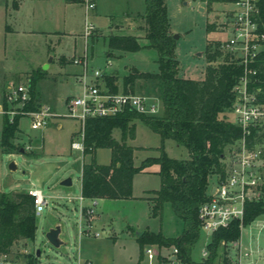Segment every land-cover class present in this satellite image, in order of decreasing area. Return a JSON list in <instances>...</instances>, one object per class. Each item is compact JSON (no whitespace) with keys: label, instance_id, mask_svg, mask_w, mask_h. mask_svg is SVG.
<instances>
[{"label":"rangeland","instance_id":"rangeland-1","mask_svg":"<svg viewBox=\"0 0 264 264\" xmlns=\"http://www.w3.org/2000/svg\"><path fill=\"white\" fill-rule=\"evenodd\" d=\"M91 1L95 6L94 1ZM186 1L165 0V5L169 33L177 36L173 50L179 65L177 76L194 78L197 81L204 78L208 65L205 58L207 46L213 52L218 44L228 38L227 19L230 13L227 10L233 6L229 3L199 5L204 8L201 12L196 2L189 0L190 3L185 5ZM3 8L0 0V81L6 80L0 89V106L8 90L15 86H28L31 78L39 77L33 90V101L38 105L37 110L49 108L46 126L38 130L30 129L27 116L13 114L19 118L18 131L14 134L12 144L22 146L25 154H4L0 150V192H21L34 187L40 190L47 202L43 211L35 217L33 239L13 243L7 257L21 259V256L25 258L24 256L39 251V255L35 257L36 263L73 264L72 256L77 250L80 257L89 260L91 264H134L137 258L144 263L145 260L139 256L135 240L137 233L160 232L164 237L172 238L182 232V222L172 214L168 204H163L159 216L152 218L149 215V204L139 198L144 190L158 189L157 175H136L129 199H95L91 202H80L82 206L93 209L90 226L97 236L82 237L78 240L74 223L79 202L75 198L79 196L80 164L87 162L89 157L69 149L70 142L77 136L79 124L61 116L65 113L64 104L80 94L82 84L74 75L81 74V67L72 64L71 60L81 57L83 53L87 57L86 80L91 76L90 71L99 70L102 76L97 83L100 87L104 86L109 93L122 92V78L132 69L156 73V53L151 49L122 55L113 52L107 56L109 51L106 40L109 36H142V31L139 30L143 25L142 20L139 16L125 18V13H143V0H98L97 14L94 15L93 11L88 13V19L97 31L87 41L82 37L83 3L65 0H19L18 9L11 20L18 32L6 35L5 38L2 36ZM207 24L211 26L213 33H207ZM130 27H133L134 31H131ZM138 44L144 45L145 42L138 39ZM225 58H229V55L223 53L212 65L222 63ZM45 65L48 66L47 69ZM112 88H115L116 92L111 91ZM131 94L157 99L160 111L155 116L160 115L161 103L157 97L156 82L136 81ZM4 107L9 112L16 108L15 105L7 104ZM230 113H227V118L233 124ZM54 122L58 125L48 126ZM112 135L118 139L117 131ZM238 140L225 148V156L231 154ZM126 143L129 146L152 148L145 153L135 152L134 166H138L145 157L156 156L157 151L154 148L160 145L170 158H188V153L183 147L176 146L170 140L161 144L157 135L138 122L134 125L132 138H127ZM259 144L264 146V143ZM27 154L37 157L30 158ZM108 160V150L95 151L96 164L105 165ZM11 164L13 169L9 168ZM217 177L212 176L209 183L212 184ZM65 179H70L69 187L60 186V182ZM67 197L71 198V201H67ZM257 219L264 220V216ZM259 223L254 221L242 228L239 239L243 247L255 249L258 245L263 251L259 257L254 254V258L258 260V264H264V233L260 232ZM56 225L60 228L59 238L66 244L58 249L50 246L44 237L45 232ZM209 241L210 236L200 230L199 239L191 252L192 261L202 260V250ZM145 246L155 249L152 245ZM219 254L216 262L224 264L226 250L221 248ZM235 254V251L230 249L229 256L233 257Z\"/></svg>","mask_w":264,"mask_h":264},{"label":"trees","instance_id":"trees-1","mask_svg":"<svg viewBox=\"0 0 264 264\" xmlns=\"http://www.w3.org/2000/svg\"><path fill=\"white\" fill-rule=\"evenodd\" d=\"M79 2L83 0H65ZM228 2V0H208V4ZM144 11L141 38L134 36H109L106 40L108 53H122L151 49L156 53V73L139 72L132 69L122 78V93H132L136 81L156 82L157 97L161 103L159 116H143L125 111L111 117L85 120L83 125L82 156L88 161L81 164L79 174V194L85 199L123 200L131 198V184L134 175L143 172L151 165H157L155 173L159 180L157 190L146 192L141 198L149 204V215L158 217L163 204H168L172 214L182 222V232L172 238L163 237L160 232L143 231L135 240L139 256L145 245L158 248L174 247L179 257L193 264H217L220 256V242L234 241L240 237V226L246 227L257 218L264 216V187L262 197L257 202L247 203L242 221H233L227 228L214 232L206 245L208 257L199 262L191 260L193 246L199 239V208L208 199L210 178L223 173L224 150L241 137V130L228 121V114L234 102L233 87L243 74V67L225 58L213 66L223 53L220 44L211 52L207 46L205 56L207 67L200 81L177 76V61L174 58V40L169 33V23L165 0H143ZM255 20L258 30L264 33V0L256 3ZM207 24L206 31L212 32ZM142 39L145 45L138 44ZM264 46V45H263ZM256 76L250 89H258L257 99L264 104V48L253 65ZM39 78V77H38ZM37 77L29 80V101L24 111H34V87ZM111 91L116 92L115 88ZM4 106V105H3ZM17 116L11 121L1 116L0 150L4 154L19 153L22 146L12 144L18 131ZM141 123L157 135L162 144L172 141L183 147L188 158L177 160L168 157L160 145L154 148L156 156L142 159L138 166L133 165V148L125 144L132 138L135 123ZM118 132V139L113 132ZM264 143V131L258 138ZM98 149L109 151L105 165L96 164L94 153ZM264 153V149H263ZM264 155V154H263ZM36 158V155L27 154ZM35 232V217L32 199L26 192H0V255H8L9 249L19 240L31 241ZM157 247V248H156ZM30 260V259H29ZM223 263L227 264L226 257Z\"/></svg>","mask_w":264,"mask_h":264},{"label":"built area","instance_id":"built-area-1","mask_svg":"<svg viewBox=\"0 0 264 264\" xmlns=\"http://www.w3.org/2000/svg\"><path fill=\"white\" fill-rule=\"evenodd\" d=\"M199 5L208 4V0H192ZM258 0H228L233 6L229 10L227 19L228 38L220 43V51L229 55V60L243 67V74L233 87L234 102L231 108V118L235 126L241 130V137L236 142L234 150L222 161L223 173L210 184L208 199L199 208L200 230L205 231L210 237L221 228H227L233 221H242L247 203L257 202L262 197L264 187V153L258 138L264 131V104L257 99L258 89H250L253 78L256 76L254 64L262 46L264 45V33L259 32L255 20L256 3ZM188 4L189 0L186 1ZM83 34L84 41L90 39L95 28L88 19L89 11L94 9L91 0H83ZM200 7V6H199ZM86 55L71 60V63L81 67V74L76 80L82 84L79 96L70 98L65 104L63 118L76 121L79 124L77 136L69 144L71 151L82 154L83 125L85 120L93 118L111 117L125 111L143 116H155L160 111L157 99L135 95L131 93H109L106 88L100 87L97 80L102 73L99 70L90 71L87 78ZM29 101L28 86H15L6 92L3 104L0 106V115L7 116L11 121L13 114L27 116L31 130L42 129L46 126L48 107L40 110L24 111L23 107ZM15 105L14 111H6L3 105ZM26 194L32 199L34 217L38 216L46 207L47 202L42 197L40 190L31 187ZM78 205L77 218L74 223L76 237H96L92 231L91 214L93 209L82 206L80 202L85 199L79 194L75 198ZM67 201L71 198L67 197ZM260 222V232L264 233V220ZM240 226V233L242 230ZM240 238V237H239ZM209 243V242H208ZM207 243V244H208ZM206 244V245H207ZM66 245V244H65ZM220 247L226 250L227 264H258L254 254L259 257L263 251L259 246L255 249L243 247L240 239L234 241H221ZM235 251L233 257L229 256L230 249ZM21 256V259H9L7 255H0V264H40L36 263L35 252ZM202 259L208 257L206 246L202 250ZM29 257V258H27ZM142 264H193L179 257V252L174 247L153 249L145 246L141 250ZM30 259V260H29ZM73 264H91L87 259L79 256L77 250L72 256Z\"/></svg>","mask_w":264,"mask_h":264},{"label":"crops","instance_id":"crops-1","mask_svg":"<svg viewBox=\"0 0 264 264\" xmlns=\"http://www.w3.org/2000/svg\"><path fill=\"white\" fill-rule=\"evenodd\" d=\"M94 1V3H95V6H94V9L92 10L93 12L92 13H94V15H96L97 13H96V8H97V1L98 0H93ZM1 2H2V4H3V6H4V8H3V10H2V17H3V19H2V22H3V26H4V30H3V34H2V36H3V38H5L6 37V35H9V34H11V33H17L18 32V30H16L15 28V26L14 25H12V21L11 20H13L14 19V14H15V12L17 11V9H18V5H19V0H1ZM188 3L187 2H185V5H187ZM213 4V3H212ZM199 11L200 10H202L201 12H203L204 11V8H203V6H200L199 8ZM230 10V9H229ZM229 10H227V11H229ZM143 13H136V14H131V13H125V18H127L128 16H140V15H142ZM7 21L9 22V23H7ZM11 22V23H10ZM108 23H109V21H108ZM110 28V27H109ZM131 31H134V28L133 27H130L129 28ZM95 31H97V29L95 30ZM96 33V32H95ZM208 34L209 33H213V31L212 32H207ZM129 36H134V37H137V38H141V36H135V35H129ZM145 45V44H144ZM115 53L116 55H122V54H124V53H122V52H118V51H110V53H108L107 54V56H109V55H112V53ZM45 68L47 69L48 68V66H46L45 65ZM77 76L78 75H74V78L76 79L77 78ZM184 78V77H183ZM185 79H191V80H196V79H194V78H186L185 77ZM200 80H202V78L201 79H198L197 81H200ZM6 80H2V81H0V89L2 88V86H3V84H4V82H5ZM39 93V92H38ZM0 102H1V93H0ZM58 125V123H56V122H54V123H50L48 126L49 127H53V126H57ZM74 133V132H73ZM134 133V132H133ZM72 134V133H71ZM71 137V136H70ZM127 140V139H126ZM126 140H125V144L127 145V143H126ZM129 146V145H128ZM130 147H132L134 150H133V157H134V153L135 152H141V153H145L146 151H148V150H151L152 148H150V147H145V146H139V145H137V146H130ZM82 164V163H81ZM81 164H80V167H81ZM157 170H158V167L157 166H154V165H152V166H150V167H148V168H146V169H144L143 170V172H141V173H139L140 175H147V174H150V173H152V174H155L156 172H157ZM79 174H80V170H79ZM139 174H137V175H139ZM136 175H134L133 176V178H132V184H131V190H132V187H133V179H134V177H135ZM78 182H79V177H78ZM70 185H71V182H70ZM80 187V184L78 185V188ZM152 191V190H151ZM23 192H26V190H23ZM146 192H148V191H142L141 192V194H140V196H139V198H144L145 196H146ZM163 236V235H162ZM164 237V236H163ZM176 237V236H175ZM166 238H168V237H166ZM170 238V237H169ZM167 249V248H166ZM79 256H80V254H79ZM134 264H142V261H140L138 258L136 259V261L134 262Z\"/></svg>","mask_w":264,"mask_h":264},{"label":"water","instance_id":"water-1","mask_svg":"<svg viewBox=\"0 0 264 264\" xmlns=\"http://www.w3.org/2000/svg\"><path fill=\"white\" fill-rule=\"evenodd\" d=\"M202 11V10H200ZM172 39L173 40H176L177 39V36L176 35H172ZM198 56H200V54H198ZM19 153L21 154L22 153V150L19 151ZM10 169H13L14 166L11 164L9 166ZM60 186L62 187H69L70 186V179H65L63 181L60 182ZM59 235H60V228L58 225L48 229L45 234H44V237H45V240L47 241V243L52 246L53 248L55 249H58L60 248L61 246H64L65 243L59 238ZM137 235L139 236L140 233H137ZM39 255V251H35V256H38Z\"/></svg>","mask_w":264,"mask_h":264}]
</instances>
